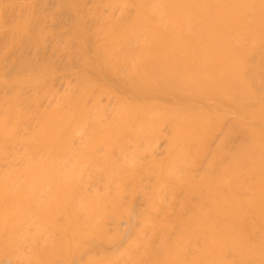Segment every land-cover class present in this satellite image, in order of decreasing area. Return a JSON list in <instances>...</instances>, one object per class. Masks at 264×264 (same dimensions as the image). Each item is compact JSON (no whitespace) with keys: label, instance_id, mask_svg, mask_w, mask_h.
<instances>
[{"label":"bare ground","instance_id":"6f19581e","mask_svg":"<svg viewBox=\"0 0 264 264\" xmlns=\"http://www.w3.org/2000/svg\"><path fill=\"white\" fill-rule=\"evenodd\" d=\"M0 264H264V0H0Z\"/></svg>","mask_w":264,"mask_h":264}]
</instances>
